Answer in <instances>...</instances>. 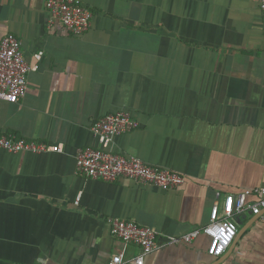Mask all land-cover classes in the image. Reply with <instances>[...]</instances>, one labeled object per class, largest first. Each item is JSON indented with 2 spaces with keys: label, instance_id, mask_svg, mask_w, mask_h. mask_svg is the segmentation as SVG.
Listing matches in <instances>:
<instances>
[{
  "label": "crops",
  "instance_id": "obj_1",
  "mask_svg": "<svg viewBox=\"0 0 264 264\" xmlns=\"http://www.w3.org/2000/svg\"><path fill=\"white\" fill-rule=\"evenodd\" d=\"M46 0H0V39L36 64L19 102L0 99V133L62 143L61 152L0 148V264H135L112 217L156 228L143 264H209L207 237L163 244L209 222L227 194L264 186V13L259 0H81V36L50 22ZM42 51L40 60L33 54ZM127 109L140 126L112 149L185 175L173 190L75 173L96 146L93 119ZM235 216L238 229L253 218ZM216 264H264L257 216Z\"/></svg>",
  "mask_w": 264,
  "mask_h": 264
},
{
  "label": "built area",
  "instance_id": "obj_2",
  "mask_svg": "<svg viewBox=\"0 0 264 264\" xmlns=\"http://www.w3.org/2000/svg\"><path fill=\"white\" fill-rule=\"evenodd\" d=\"M50 22L59 24L70 35L81 36L90 27L92 11L81 0H46ZM264 13V0H259ZM38 61L42 51L33 54ZM24 59L20 40L13 34L0 39V99L19 102L28 90V75L36 69ZM140 126L131 111L119 109L92 120L90 130L97 140L96 146L78 149L75 156V173L88 179L106 182L124 178L139 184H152L163 190H173L185 182L181 172L146 163L141 158L112 149L113 139ZM0 148L11 152H61L62 143H47L36 139L17 137L13 133H0ZM264 186L245 188L235 194H227L222 202L216 201L210 210L209 222L179 237L167 236L163 244L190 242L200 233L207 239V253L213 258L222 256L238 232L235 216L249 211L264 221ZM109 232L124 244L135 245L140 253L135 264H143L144 256L157 251L156 228L145 226L131 219L112 217L108 220ZM122 254H114L107 264H120Z\"/></svg>",
  "mask_w": 264,
  "mask_h": 264
},
{
  "label": "water",
  "instance_id": "obj_3",
  "mask_svg": "<svg viewBox=\"0 0 264 264\" xmlns=\"http://www.w3.org/2000/svg\"><path fill=\"white\" fill-rule=\"evenodd\" d=\"M257 216L258 215H254L252 219H250L246 224H244L242 227H240V229H238L237 236H239L241 233H243L247 229V227L249 226V224L251 223V220H253ZM223 258H224V255L216 258V260L214 262L209 263V264H216V263L220 262L221 260H223Z\"/></svg>",
  "mask_w": 264,
  "mask_h": 264
}]
</instances>
